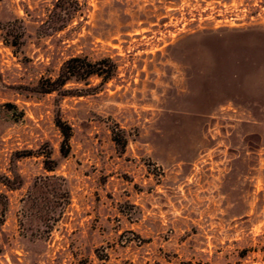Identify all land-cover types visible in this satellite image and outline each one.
Returning <instances> with one entry per match:
<instances>
[{
  "label": "rangeland",
  "instance_id": "rangeland-1",
  "mask_svg": "<svg viewBox=\"0 0 264 264\" xmlns=\"http://www.w3.org/2000/svg\"><path fill=\"white\" fill-rule=\"evenodd\" d=\"M74 57L114 76L35 91ZM263 227L264 0H0V264H264Z\"/></svg>",
  "mask_w": 264,
  "mask_h": 264
},
{
  "label": "trees",
  "instance_id": "trees-1",
  "mask_svg": "<svg viewBox=\"0 0 264 264\" xmlns=\"http://www.w3.org/2000/svg\"><path fill=\"white\" fill-rule=\"evenodd\" d=\"M115 73L114 65L107 62H89L86 58L74 57L67 60L61 68L57 78H48L39 82L35 91L39 94L49 95L58 92L71 81H85L92 76L103 77L105 80H110ZM56 126L59 128L63 141L61 144V153L67 157L71 151V139L73 136L72 126L61 119H56ZM49 158V156H48ZM49 162H46V165ZM56 166H46L49 171H54ZM258 254L264 261V227L258 236H249L247 245L240 252L241 258H246L250 255Z\"/></svg>",
  "mask_w": 264,
  "mask_h": 264
}]
</instances>
